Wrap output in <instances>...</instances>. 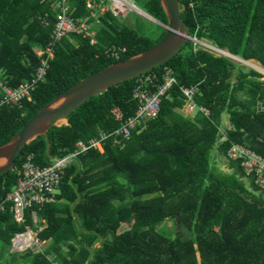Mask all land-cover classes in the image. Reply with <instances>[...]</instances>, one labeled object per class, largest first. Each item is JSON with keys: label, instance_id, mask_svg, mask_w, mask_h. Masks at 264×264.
<instances>
[{"label": "trees", "instance_id": "trees-1", "mask_svg": "<svg viewBox=\"0 0 264 264\" xmlns=\"http://www.w3.org/2000/svg\"><path fill=\"white\" fill-rule=\"evenodd\" d=\"M86 1L68 0L74 17L88 14ZM133 1L167 24L158 0ZM53 2L0 0V74L12 87L30 81L40 64L36 52L50 41ZM179 2L191 39L151 70L167 67L175 79L158 115L137 126L123 147L108 138L102 151L79 155L66 167L55 201L27 210L24 224H17L9 210L1 213L0 254L29 226L46 245L37 253L25 250L21 264H264V189L245 175L239 161L227 157L229 147L239 144L264 158V80L228 57L195 51L192 41L206 40L264 69V0ZM156 31L151 43L153 32L122 23L108 10L86 37L70 34L55 42L45 78L30 100L20 109L0 107V146L82 78L153 46L165 28L156 24ZM112 46L125 49L118 60L104 55ZM137 78L88 99L65 118L66 124L23 147L13 170L0 175V201L16 184L26 155L47 166L72 153L77 141L111 133L133 116ZM191 86H197L194 103L207 115L183 112L182 89ZM224 114L230 126L220 132ZM167 219L191 237L161 233L158 227Z\"/></svg>", "mask_w": 264, "mask_h": 264}, {"label": "built area", "instance_id": "built-area-1", "mask_svg": "<svg viewBox=\"0 0 264 264\" xmlns=\"http://www.w3.org/2000/svg\"><path fill=\"white\" fill-rule=\"evenodd\" d=\"M85 5L88 14L83 17H74L68 0H54L51 9L55 12V23L49 37L50 41L45 47L36 52L37 57L40 58V64L36 68L33 78L12 87L9 85L8 80L0 74V107L8 106L20 109L22 101L25 99L30 100L32 91L45 78L48 61L53 56L55 42L70 34L86 37L93 27V22H98V15L109 10L115 17L122 18L131 10V7L132 9L134 7L128 0H87ZM192 41L198 46L201 43L194 38H192ZM90 44H95L94 38H91ZM124 51V48L119 50L112 46L104 51V55L107 58L118 60ZM174 84L175 79L172 77V71L167 67H163L159 73L151 71L142 74L138 76L132 90L133 98L137 101L136 111L133 116L123 121L117 129L107 134L100 133L98 137L87 142L77 141L75 150L72 153L56 158L51 164L44 167L34 163L32 153L26 155L24 162L17 171L16 184L0 201V214L9 210L17 224H24L27 210L53 203L68 165L89 149L102 151V143L108 138L112 139L114 145L123 147L137 126L144 124L146 120L154 119L158 115L161 99ZM196 90L197 86L182 89L185 97L183 112L191 115L196 111H200L207 115L208 111L204 107H198L193 101ZM223 140L224 137L220 139V141ZM227 157L239 161L245 175L253 176L255 184L264 189L263 157L239 144H232L229 147ZM31 217L35 221V212H31ZM25 228L24 233L16 234L11 239V250L24 251L25 249H32L36 253L42 251L46 243L41 241L37 236V232L31 230L29 226Z\"/></svg>", "mask_w": 264, "mask_h": 264}, {"label": "water", "instance_id": "water-1", "mask_svg": "<svg viewBox=\"0 0 264 264\" xmlns=\"http://www.w3.org/2000/svg\"><path fill=\"white\" fill-rule=\"evenodd\" d=\"M158 1L167 19V24L162 25L165 28L162 39L126 60L112 63L82 78L41 108L8 142L0 146V175L13 170L15 158L23 147L40 136H46L52 127L61 125L88 99L163 65L183 48L190 37L187 25L180 18L183 8L179 0Z\"/></svg>", "mask_w": 264, "mask_h": 264}, {"label": "rangeland", "instance_id": "rangeland-1", "mask_svg": "<svg viewBox=\"0 0 264 264\" xmlns=\"http://www.w3.org/2000/svg\"><path fill=\"white\" fill-rule=\"evenodd\" d=\"M131 4L134 5L133 9L131 7V10L129 12H127L125 14L124 17H120V21L122 23L128 24L131 27H141L142 29H144V31H148V32H153V34L151 35V43H154V41L158 38V33L156 31V24L159 26H162L163 24L160 23L159 21L153 19L152 17L148 16L147 14H145L144 12H142L140 9H142V7L134 2L133 0H128ZM200 45H196L194 47V50L196 51L198 48H202L203 50L211 53L213 56L219 57V56H224V57H228L230 60H232L233 62H235L236 64L241 65V67H243L245 70L247 69H252L254 71H257L258 73H261L262 75V79L264 80V69L261 68V66L255 62V61H243L242 59L238 58V57H233L228 55L226 50H221L218 49L216 46L212 45L210 42L206 41V40H202L200 41ZM254 65V66H253ZM226 122L224 123L223 121ZM65 121L61 122L60 124H64ZM228 123V124H226ZM226 124V125H224ZM229 122H228V116L226 114H224L222 116V120H221V126H220V132H224L226 128H228ZM248 186V185H247ZM260 192H256V194H259ZM158 230L166 235L172 236L174 237L175 235L180 234L182 238L187 239L190 238L191 235L190 233L185 230L184 228H178L175 224L174 221L167 219L165 221H163L160 226L158 227ZM12 248V247H11ZM27 250V249H25ZM24 250V251H25ZM22 250L19 251H12L11 249L9 251L3 250L0 254V261L2 262L1 264H21L20 263V259L19 256L24 252ZM19 254V255H17Z\"/></svg>", "mask_w": 264, "mask_h": 264}, {"label": "crops", "instance_id": "crops-1", "mask_svg": "<svg viewBox=\"0 0 264 264\" xmlns=\"http://www.w3.org/2000/svg\"><path fill=\"white\" fill-rule=\"evenodd\" d=\"M224 123L226 122V120L225 121H223ZM226 124H228V123H226ZM226 124H224V125H226ZM32 221H33V223L34 224H37L38 225V221H37V217H36V215H35V221L32 219ZM42 223H44V222H42ZM44 226V225H43ZM43 226H38V230H40Z\"/></svg>", "mask_w": 264, "mask_h": 264}, {"label": "bare ground", "instance_id": "bare-ground-1", "mask_svg": "<svg viewBox=\"0 0 264 264\" xmlns=\"http://www.w3.org/2000/svg\"><path fill=\"white\" fill-rule=\"evenodd\" d=\"M253 66H254V65H253ZM26 239H27V240H29V238H28V237H26ZM27 240H26V242H27Z\"/></svg>", "mask_w": 264, "mask_h": 264}]
</instances>
